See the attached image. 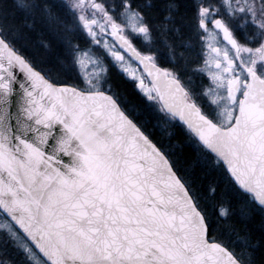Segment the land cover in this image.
Listing matches in <instances>:
<instances>
[{
	"label": "snow or ice",
	"instance_id": "snow-or-ice-1",
	"mask_svg": "<svg viewBox=\"0 0 264 264\" xmlns=\"http://www.w3.org/2000/svg\"><path fill=\"white\" fill-rule=\"evenodd\" d=\"M0 264H264V0H0Z\"/></svg>",
	"mask_w": 264,
	"mask_h": 264
},
{
	"label": "trees",
	"instance_id": "trees-1",
	"mask_svg": "<svg viewBox=\"0 0 264 264\" xmlns=\"http://www.w3.org/2000/svg\"><path fill=\"white\" fill-rule=\"evenodd\" d=\"M128 90H129V92H131V85L129 84V86H128ZM258 222H259V217H257V225H258Z\"/></svg>",
	"mask_w": 264,
	"mask_h": 264
}]
</instances>
